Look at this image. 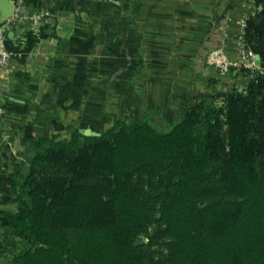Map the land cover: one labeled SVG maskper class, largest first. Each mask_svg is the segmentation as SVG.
<instances>
[{"label":"trees","instance_id":"obj_1","mask_svg":"<svg viewBox=\"0 0 264 264\" xmlns=\"http://www.w3.org/2000/svg\"><path fill=\"white\" fill-rule=\"evenodd\" d=\"M256 5L245 38L262 66L244 91L197 100L166 128L115 118L97 136L71 127L67 140H22L7 212L22 249L7 264H264V0Z\"/></svg>","mask_w":264,"mask_h":264},{"label":"crops","instance_id":"obj_2","mask_svg":"<svg viewBox=\"0 0 264 264\" xmlns=\"http://www.w3.org/2000/svg\"><path fill=\"white\" fill-rule=\"evenodd\" d=\"M13 1V0H12ZM47 12L9 32L11 63L1 81L0 264L22 249L7 212L17 209L11 162L26 137L67 140L69 129L104 132L115 118L166 128L197 100L222 101L251 77L221 76L205 57L238 55L239 21L256 0H15Z\"/></svg>","mask_w":264,"mask_h":264},{"label":"built area","instance_id":"obj_3","mask_svg":"<svg viewBox=\"0 0 264 264\" xmlns=\"http://www.w3.org/2000/svg\"><path fill=\"white\" fill-rule=\"evenodd\" d=\"M15 5L13 15L6 21L0 23V101L1 96V81L4 71L9 67L12 59L13 52L9 49V32L17 25L32 22V30L39 31V25L43 17L47 12H32L25 13L20 7L21 2L13 0ZM250 16H244L240 19V34L237 40L238 55L232 57L226 51L225 46H217L212 48L206 55L205 61L210 66L215 68L221 76L231 73L232 71L240 72L241 70H250L252 77L257 71L260 70V66L257 64V53L249 47L246 42V27L247 21Z\"/></svg>","mask_w":264,"mask_h":264},{"label":"water","instance_id":"obj_4","mask_svg":"<svg viewBox=\"0 0 264 264\" xmlns=\"http://www.w3.org/2000/svg\"><path fill=\"white\" fill-rule=\"evenodd\" d=\"M14 9H15V5L12 0H0V23L10 18L14 13ZM256 58H257V64L261 67L262 66L261 54L257 53ZM80 131L86 135L97 136L101 134V132L95 131L91 128L81 129Z\"/></svg>","mask_w":264,"mask_h":264},{"label":"rangeland","instance_id":"obj_5","mask_svg":"<svg viewBox=\"0 0 264 264\" xmlns=\"http://www.w3.org/2000/svg\"><path fill=\"white\" fill-rule=\"evenodd\" d=\"M143 239H145V237H143Z\"/></svg>","mask_w":264,"mask_h":264}]
</instances>
